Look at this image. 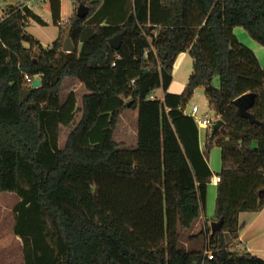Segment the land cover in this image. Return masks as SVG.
I'll list each match as a JSON object with an SVG mask.
<instances>
[{
	"label": "trees",
	"instance_id": "obj_1",
	"mask_svg": "<svg viewBox=\"0 0 264 264\" xmlns=\"http://www.w3.org/2000/svg\"><path fill=\"white\" fill-rule=\"evenodd\" d=\"M47 2L58 25L62 0ZM72 2L47 48L27 33L31 21L46 23L24 3L0 18V193L19 198L23 264H264L238 246L240 214L264 209V67L234 33L241 28L264 48V0ZM123 32L120 49L111 48ZM67 37L74 53L63 52ZM187 51L193 73L183 94L170 93ZM67 79L88 92L81 108L74 93L62 102ZM199 88L213 125L224 122L207 129L203 149L187 113ZM248 93L251 118L235 105ZM128 110L138 111L134 149L115 140ZM62 128H71L63 147ZM216 147L218 173L210 167ZM216 176L212 223L222 229L213 234L205 219L195 234Z\"/></svg>",
	"mask_w": 264,
	"mask_h": 264
},
{
	"label": "rangeland",
	"instance_id": "obj_2",
	"mask_svg": "<svg viewBox=\"0 0 264 264\" xmlns=\"http://www.w3.org/2000/svg\"><path fill=\"white\" fill-rule=\"evenodd\" d=\"M73 8L72 0H62V20H66L70 17L71 10ZM36 14L40 16L46 25L38 24L35 21H31L28 25L26 31L29 35L34 37L37 41L41 42L44 47H50L58 38L60 28L56 25L52 19L50 9L47 8L43 3L36 8ZM241 29V28H239ZM243 30V29H241ZM245 32V30H243ZM249 39V40H248ZM240 41L246 47L251 48L252 44L255 43L251 38ZM251 41V42H250ZM29 46L28 44L26 45ZM259 47V46H257ZM257 55V53L253 50ZM193 73V59L188 55L186 61L182 66H180L175 73H173V83L169 89L170 93L173 94H183L186 88V85L190 79V76ZM74 93L77 98L78 107H82V101L86 94H88L86 88L76 80L67 79L63 85L61 98L62 102H65L70 94ZM165 92L163 89H159L155 92L156 99H164ZM254 102V97L250 96L246 100L240 101L239 104L243 105V114L249 115V111L252 103ZM244 103V104H243ZM190 105H196L200 109L198 117H204L208 115L209 118L215 120L214 112L209 107V103L205 96V90L199 88L196 90L193 99L190 101ZM236 105V104H235ZM191 107V109H192ZM81 118V114L77 115V119ZM137 128H138V111L137 110H128L121 117L115 140L120 145L122 149H134L137 146ZM71 128H62L60 143L63 147L67 140ZM202 137L206 130L201 129ZM205 147V146H204ZM203 147V148H204ZM216 155H218L216 157ZM216 159V160H215ZM210 167L214 173H218L222 169V157L221 149L216 147L212 150L210 154ZM18 196L12 193H0V203H16L18 201ZM216 202V201H215ZM215 211V207H214ZM207 213V210H206ZM215 213V212H214ZM213 213V214H214ZM203 222L194 228L193 233H199ZM190 245V244H188ZM191 246V245H190ZM23 260V253L20 251L19 246L17 247V242H13L11 246H8L0 253V264H19ZM23 262V261H22Z\"/></svg>",
	"mask_w": 264,
	"mask_h": 264
},
{
	"label": "crops",
	"instance_id": "obj_3",
	"mask_svg": "<svg viewBox=\"0 0 264 264\" xmlns=\"http://www.w3.org/2000/svg\"><path fill=\"white\" fill-rule=\"evenodd\" d=\"M30 1L31 0H0V6H1L0 14H3V12H5L6 9H8L11 6L17 5L18 3H22V2L28 3ZM42 3L47 8H49L47 0H42V1L37 0V6L32 8V10L36 13V8ZM74 10H75V6L73 3V8L71 10L70 17L74 13ZM234 33L240 41H242L241 38L243 40H246L248 38V34L239 28L236 29ZM251 44H252L251 48L257 53L256 56L259 60V63L264 67V48L260 47L256 43L254 44L251 43ZM188 55H189V51L179 56L175 64V67H174V73L180 66L184 64ZM250 96L255 97V93H248L245 96H243L240 100L235 102L236 106L242 112V114L244 113L243 108H242L243 105L239 103L240 101L244 100V98H248ZM194 106L196 105H193V107ZM191 107L192 106L189 103L187 107V113H190ZM248 111H249L248 116L244 114L243 115L247 118H251L252 116H251L250 110ZM211 121L213 123L215 120L211 118ZM206 135H207V130L204 133L203 137H202V132L200 130L199 138H200V146L202 149L206 144ZM217 156L218 155H216V157ZM217 187H218L217 184L211 183L209 185L208 197H207V213L205 214V217L204 216L202 217V220L200 223H198V225H200L202 222L204 223L205 219H209L210 224H212L213 222L212 220L214 218L213 213L215 212L214 211L215 201L217 198ZM17 202L16 203H0V253L4 249H6L8 246H11L13 242H17V247L19 246L20 251L23 250V244H22L21 239L17 237L14 233V227L16 223L14 207L17 204ZM238 241L240 243L238 245L239 249H242V250L247 249L253 255L264 260V209L258 213L245 212V213L240 214L239 216V240ZM22 261L19 264H23Z\"/></svg>",
	"mask_w": 264,
	"mask_h": 264
},
{
	"label": "water",
	"instance_id": "obj_4",
	"mask_svg": "<svg viewBox=\"0 0 264 264\" xmlns=\"http://www.w3.org/2000/svg\"><path fill=\"white\" fill-rule=\"evenodd\" d=\"M77 15L79 18L84 19L88 15V8L86 6H80L77 10ZM125 34L126 33L123 32V33L117 35L116 37H114L113 39H111L109 41V45L111 46V48H113L115 50H119L122 43H123V39L125 37ZM75 51H76L75 46L73 45L71 39L69 37H67L65 44H64V47H63V52L74 53ZM40 86H41V79L36 78L34 83H33V87L38 88ZM128 106L130 107V104ZM223 124H224L223 121H221V120L217 121L213 125V132L215 133L216 131H218L223 126ZM211 226H212L213 234L222 229V223L214 222L211 224Z\"/></svg>",
	"mask_w": 264,
	"mask_h": 264
},
{
	"label": "built area",
	"instance_id": "obj_5",
	"mask_svg": "<svg viewBox=\"0 0 264 264\" xmlns=\"http://www.w3.org/2000/svg\"><path fill=\"white\" fill-rule=\"evenodd\" d=\"M42 1V0H40ZM24 3L26 6H28L30 9L34 8L37 6V0H31L30 2L26 3V2H22ZM1 8V6H0ZM5 15V12H3V14H0V18H3ZM68 20L69 19H66V20H61L58 25H66L68 23ZM26 81H27V84L29 85H32L33 86V83H34V79L27 76L26 77ZM199 107L198 106H194L192 107L191 111H190V115L195 119V121L198 123L200 129H205L207 130L208 128H211L213 126V123L211 121V119L209 118L208 115H205L204 117H198L199 115ZM212 183L213 184H220L221 183V177L219 176H216L213 178L212 180ZM209 256V259H212L213 256L211 254L208 255Z\"/></svg>",
	"mask_w": 264,
	"mask_h": 264
}]
</instances>
